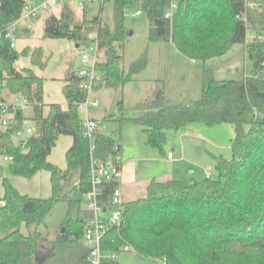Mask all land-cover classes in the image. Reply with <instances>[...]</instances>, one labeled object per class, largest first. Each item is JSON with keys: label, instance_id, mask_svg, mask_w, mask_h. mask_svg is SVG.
Masks as SVG:
<instances>
[{"label": "trees", "instance_id": "1", "mask_svg": "<svg viewBox=\"0 0 264 264\" xmlns=\"http://www.w3.org/2000/svg\"><path fill=\"white\" fill-rule=\"evenodd\" d=\"M172 1L114 0L113 30L103 25L99 16L77 21L69 4L59 14L51 12L45 18L44 37L79 44L88 39L86 24L97 27L98 49L104 50L105 59L96 63L100 77L93 81L94 90L123 86L147 66L143 57L132 64L128 74L123 68L121 44L130 8L148 14L150 41H171L193 60L222 56L233 45L246 43L249 29L255 34L246 45L254 68L244 79L220 80L207 69L200 100L168 104L164 91L158 90L153 99L137 107L142 112L139 116L129 118L142 126L146 143L160 150L169 130L179 131L199 122L208 126L230 123L236 131L231 140L233 156H215V178L192 184L153 179L144 198L124 201L122 225L107 233L103 249L117 254L129 245L137 254L162 259L166 264H264V78L260 76L264 66V0L258 7L247 5L245 0H174L178 9L168 18ZM27 3L0 0V32L20 16ZM21 55L29 56L33 65L45 66L42 48L18 51L10 38L0 39V86L34 106L35 132L25 146L16 141L13 135L24 128L25 120L18 108L9 128L0 129V151L14 157L9 174L31 178L40 170L50 171L54 193L48 198L23 195L8 176L3 178L7 204L0 207V264H90V249L83 243L86 217L82 203L91 188L92 142L84 134L79 110L88 97L82 86L87 78L76 71L69 74L63 86L66 107L51 103L45 114L44 78L33 67L18 70L15 63ZM61 135L74 139L66 153L65 172L48 160ZM94 144V155L101 160L118 154L121 148L116 138L100 131L95 133ZM72 170L79 171V181L72 192L63 195L61 181ZM115 184L103 186L100 201L106 209ZM61 201H66L70 210L75 208L78 216L68 215L56 235L49 237L50 229L41 224ZM102 264L119 262L111 259Z\"/></svg>", "mask_w": 264, "mask_h": 264}, {"label": "rangeland", "instance_id": "2", "mask_svg": "<svg viewBox=\"0 0 264 264\" xmlns=\"http://www.w3.org/2000/svg\"><path fill=\"white\" fill-rule=\"evenodd\" d=\"M43 1L46 0H36L38 3ZM259 3L260 0H252L250 6L258 7ZM66 4H69L74 10L77 21L83 22L99 16L103 25H107L112 30L115 29L114 0H59V3L51 7L49 11L41 10L38 16L27 23L20 24V26H31L32 30L30 33H26L19 27L20 32L15 43L16 50L22 51L25 47L42 48L45 66L33 65L29 56L21 55L16 61L15 67L22 72H25V67H33L35 72L44 78L45 114L49 112V104L67 103L63 86L66 84L69 74L73 71L78 72L82 68H90L94 64L96 26L85 25V34L88 36L85 44L65 38L44 37V23L47 14L51 12L59 14ZM150 26L151 22L147 13L136 15L134 8L126 11L127 34L121 44L123 68L128 74L132 64L143 57L147 60V66L123 86L90 90L89 99L97 100L98 104L83 108L80 115L83 119L89 117L100 121V132L112 135L122 144L118 152L122 156V162L130 163L131 171L138 175L142 172L148 174L157 169L167 170L164 160L167 159L169 153H172L175 157L184 155L183 159H176L172 162L173 170L177 171L173 177L192 184L196 180L205 178L206 172L210 171L212 178H215L217 170L211 154L218 153L224 158H232L231 140L236 135L232 124L222 123L208 126L199 122L188 124L187 131L183 133H180V130H169L164 148L160 150L146 143V134L142 126L130 120L129 117L139 116L142 112L137 107L153 99L158 89L164 91L168 104H189L200 100L204 71L207 69L220 80L244 79L254 68V63L247 53L246 43H251L255 34L253 30L249 29L246 43L233 45L222 56L208 60H193L180 52L173 43L150 41ZM83 53L90 55L88 63L82 62ZM98 58L102 61L105 59L104 50L98 49ZM261 69L260 76L264 78V67ZM0 95L22 109L25 116L23 124L25 132L26 128L33 126L35 110L32 104L28 103L22 95L11 93L6 87L1 86ZM24 136L27 134L24 133ZM73 140L71 135H61L48 157L50 162L64 172L68 169L66 153L72 146ZM183 150H185L184 153ZM4 165L3 178L8 176L21 194L38 198H48L53 195L50 171L40 170L31 178H27L9 174L7 165ZM208 167L210 170L207 171ZM192 170L193 172H191ZM192 177L195 178L194 182L187 179ZM78 181L79 171L72 170L68 177L61 181L60 193L64 195L72 192L71 190ZM1 189L4 192L3 185ZM146 195L147 191L142 183V186L134 188L131 197L137 199ZM82 207L86 209L85 201H83ZM68 215L77 217L78 211L75 208L70 210L66 201L58 202L45 217L41 227L46 225L50 229L48 236L54 237ZM22 229L27 232L25 225ZM106 255L110 257L111 253ZM115 259L119 264H166L162 259L145 257L127 250L119 251Z\"/></svg>", "mask_w": 264, "mask_h": 264}, {"label": "built area", "instance_id": "3", "mask_svg": "<svg viewBox=\"0 0 264 264\" xmlns=\"http://www.w3.org/2000/svg\"><path fill=\"white\" fill-rule=\"evenodd\" d=\"M106 1V0H102ZM252 0H245L247 5H250ZM59 0H46L41 3L36 2V0H28L24 11L20 16L11 22L3 32H0V39L6 36L12 40L13 46H15L18 30L22 22H29L31 19L38 16L41 10L49 11L51 7L57 5ZM178 9V3L172 1L170 8L166 12V17L172 18L175 11ZM142 10H136V15H141ZM93 38V35H91ZM90 60V55L88 53L82 54V62L88 63ZM99 61L98 58V39L96 40V47L94 49V64L90 68H82L78 70L80 76H84L87 79L83 82V87L88 90V97L79 105V110L83 108H88L90 105H97V100L91 101L89 99V92L93 90V81L95 78H99L100 74L96 71V63ZM1 93V86H0ZM62 105V108H65ZM18 107L13 102H8L4 97L0 95V129L6 131L12 123V118L14 116V111ZM84 134L87 136L91 142V162H90V190L85 194L84 201L86 209H84L83 215L86 217V227L84 231L83 243L86 247L90 249V264H102V262L115 259L116 253L107 252L103 249V240L107 233L111 229L120 228L123 222V212H124V199L122 195L121 182H122V172H123V162L119 154L110 156L107 159H98L94 155L95 144L94 138L95 133L100 131V121L94 118L87 117L83 119ZM35 127L30 126L26 128L18 129L14 133V138L22 146H25L28 138L34 134ZM24 133L27 136H24ZM169 158H172V153L168 154ZM14 157L5 151H0V207L5 206L7 201L5 199V194L2 192L1 186L3 185L4 176V164L9 166L12 163ZM206 177H211L210 171L207 172ZM115 182L114 191L110 198V207L106 209L100 201V196L103 192V186L106 183ZM122 250H132L129 245H126ZM111 253L108 257L106 254Z\"/></svg>", "mask_w": 264, "mask_h": 264}, {"label": "crops", "instance_id": "4", "mask_svg": "<svg viewBox=\"0 0 264 264\" xmlns=\"http://www.w3.org/2000/svg\"><path fill=\"white\" fill-rule=\"evenodd\" d=\"M20 29H23L24 32H26V33H30L31 30H32L31 26H20ZM19 32H20V30H18V36H19ZM163 42H165V41H163ZM165 43H173V42L169 41V42H165ZM246 44H248V43H246ZM261 71H262V69H261ZM62 105H65V104H62ZM129 118H134V117H129ZM186 131H187V126L184 129L180 130L179 132L183 133V132H186ZM121 146H122V144H121ZM184 151L185 150H183V153H184ZM119 156L122 159L121 154ZM183 156H184L183 154H181L180 157H175L173 155L172 158H169L168 155H167V159L164 160L166 162L167 170H162V169L158 170L157 169V170H153L152 172H149L148 174L142 172L139 175L136 172H132L131 171L132 168L130 167V163H124L123 162L121 189H122V195H123L124 201H133V200L140 199V198L133 199L131 196H132V193L134 191V188H137L138 186H142V183H143V186L146 188V191L148 192V186H149L150 182L153 179H155L157 181H167V180H170V179H178V178L173 177L174 174H177L176 173L177 171L173 170L172 162L175 161L176 159L177 160L180 159V158L183 159ZM215 156H220V154H218V153L217 154H215V153L211 154V158H213L214 165L216 166ZM179 161L181 162L182 160H179ZM208 168H207V171L210 170V167H208ZM191 172H193V170ZM206 174H207V172H206ZM205 178H206V176H205ZM187 179L188 180H192V182L195 181L194 177L187 178ZM202 179H204V178H201L199 180H202ZM199 180H196V181H199ZM141 198H144V197H141ZM127 251H133V250H127Z\"/></svg>", "mask_w": 264, "mask_h": 264}, {"label": "water", "instance_id": "5", "mask_svg": "<svg viewBox=\"0 0 264 264\" xmlns=\"http://www.w3.org/2000/svg\"><path fill=\"white\" fill-rule=\"evenodd\" d=\"M79 4H80V2H79ZM108 54V52H106V55ZM264 66H262V68H263Z\"/></svg>", "mask_w": 264, "mask_h": 264}]
</instances>
